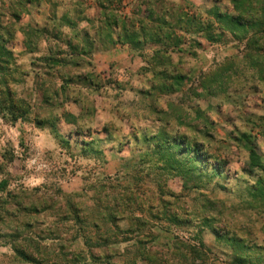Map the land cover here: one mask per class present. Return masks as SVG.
<instances>
[{
	"label": "rangeland",
	"instance_id": "1",
	"mask_svg": "<svg viewBox=\"0 0 264 264\" xmlns=\"http://www.w3.org/2000/svg\"><path fill=\"white\" fill-rule=\"evenodd\" d=\"M70 1L0 0V23L12 31L2 33L13 56L12 89L31 107L14 122L0 113V264H235L237 256L264 264V195L252 196L264 181V77L246 58L255 52L246 40L253 31L237 38L224 30L219 42L190 35L200 47L189 42L157 60L159 45L150 41L143 57L118 44L71 56L66 40L82 47L86 28L95 36L101 10L85 0L93 17L85 24ZM147 1L110 0V11L130 15ZM149 3L141 11L159 17ZM160 4L171 22L181 18L179 4L191 7L189 15L213 21L215 33L220 23L206 11L235 13L231 0ZM101 47L95 41L92 49ZM58 51L57 59L81 57L79 66L48 63ZM164 69L183 75L174 93L153 89ZM162 133L191 153L201 146L205 172L185 180L160 169L154 152ZM134 187L140 207L121 201L114 220L103 218ZM32 205L39 212L29 213ZM71 205L86 223L74 219ZM15 247L44 261H25Z\"/></svg>",
	"mask_w": 264,
	"mask_h": 264
},
{
	"label": "trees",
	"instance_id": "2",
	"mask_svg": "<svg viewBox=\"0 0 264 264\" xmlns=\"http://www.w3.org/2000/svg\"><path fill=\"white\" fill-rule=\"evenodd\" d=\"M148 1L151 2V0ZM148 1L145 3L140 2L136 5L134 10L130 12V15L126 13L117 14L110 11V0H106L105 3L104 1L103 3L100 2L99 8L101 11L98 14L100 17L97 19V21L100 22V25L95 36H91L89 29L86 28L80 32L83 43L82 47H79L77 44H71L69 39L66 40L65 44L71 50V56H78L80 54L89 55L93 51H107L112 44H118L121 47H129L143 57V52H145L146 49L144 45L146 42L150 41L159 45L158 49L152 53V59L157 60L158 57L165 58L168 53H171L174 50H180L184 44H188L189 42L200 47L201 43L196 39H191L190 35H198L209 42H219L224 35V30H229L232 35L237 38L244 36L251 30L253 31V35L246 39L247 46L250 50H254L255 52L246 55V58L256 64V69L259 71L261 77H264V46L259 47L258 45L264 42V1L262 4L263 6L261 5L260 7H257L256 3L260 2L259 0H231L235 11L234 14L222 13L214 9L206 11L207 14L213 16L214 20L220 23L221 29H216L218 30L217 33H215V28L212 24L213 21L207 20V23H204L200 19V15H189L188 11L191 7L186 6L185 4H179L178 6L181 18H177L175 21L171 22L166 19L169 15L162 11L164 7L161 4L157 5V0H154L156 7L161 11L160 16L154 18L150 9L144 8V10L141 11L142 5L148 6L151 4ZM168 8L172 9L174 6L169 4ZM12 15L15 19L18 18L16 13H13ZM145 20L155 22L156 25L148 27L145 25ZM181 22L183 25H181ZM8 27L3 26L0 23V113L2 116H6L10 121L14 122L26 119L28 114L30 115L31 107L24 99L16 98V92L12 89V84L15 82V77H13L14 68H11L13 65V61H11L13 60V56L10 50L2 46V33L7 35L12 34V31H9L10 28ZM175 29H178V31H175ZM242 33L243 35H241ZM95 41L100 43L102 47L92 49ZM259 51H262V54L256 55ZM59 54L58 51L55 55H50L47 59L48 63H51V65L61 64L63 66L69 65L78 67L79 61L82 60L81 57H76L75 59H57L56 56ZM161 62L163 61H158V63L162 64ZM160 75L164 77V80L157 86L153 87V89H156L158 92L174 93L178 90L177 86L182 84L181 81L183 80V75L177 74L168 76L166 69L161 70ZM84 80L88 81L86 77ZM63 82L61 89L66 90L68 84L71 83V78H64ZM91 82L90 79L87 82V85L93 84ZM139 93L143 92L139 91ZM34 120L37 125L44 123L43 119L37 117H34ZM200 147L201 146L198 144H195L193 146L194 151L191 153L188 144H182L179 141L175 142L174 139H168V137H165L162 133L160 141L157 143V151L154 153L159 157L161 162L160 169L163 171H172L175 175H179L181 179L189 180L190 174L200 172L202 175L205 172L203 168L200 167V164L204 162V153H202V147ZM249 152L250 157L253 160H259L254 146L249 147ZM216 170L217 169H213L212 175L217 174ZM263 182H259L256 187H254L253 197H255L256 194L264 195ZM0 188L1 190L5 189V181L0 182ZM138 189V187H134L132 190H128L124 193L121 198H118V201H114V209H109L107 211V216L103 213V218L114 220L116 218L115 214H117L115 213V210L119 207V203H122L121 201H123L126 206L135 204L136 207H140V204L136 202V198L133 194ZM260 200H264V196L260 197ZM69 207V210H71L73 214L76 213L74 215L76 221H80L82 224L86 223L85 219L78 217L75 209L76 206L71 205ZM23 208L26 209L27 207ZM42 208H45V206H42ZM39 210V207L32 205V207L29 206L28 212L37 213ZM178 218V215H169V219L173 222L179 221ZM207 219L209 220V218ZM137 220L141 221L140 219ZM30 246H32V243L29 242V247ZM244 247L246 248V246ZM15 251L25 261L31 263H42L44 261L43 259L32 257L23 249L15 247ZM244 262V257H235V264H244Z\"/></svg>",
	"mask_w": 264,
	"mask_h": 264
},
{
	"label": "crops",
	"instance_id": "3",
	"mask_svg": "<svg viewBox=\"0 0 264 264\" xmlns=\"http://www.w3.org/2000/svg\"><path fill=\"white\" fill-rule=\"evenodd\" d=\"M102 0H95V2L91 1L90 6L92 8L96 7L98 3H100ZM71 5H76V8L78 9L77 15L79 19L85 21V24H88L89 20H91L93 17H90V15L87 13L86 9H89L88 5L86 4L85 0H71L69 2ZM86 4V5H85ZM86 8V9H85Z\"/></svg>",
	"mask_w": 264,
	"mask_h": 264
}]
</instances>
